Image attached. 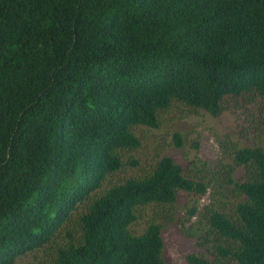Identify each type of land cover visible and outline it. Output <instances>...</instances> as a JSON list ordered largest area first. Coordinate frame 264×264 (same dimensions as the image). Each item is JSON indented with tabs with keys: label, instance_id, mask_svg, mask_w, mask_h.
<instances>
[{
	"label": "trees",
	"instance_id": "trees-1",
	"mask_svg": "<svg viewBox=\"0 0 264 264\" xmlns=\"http://www.w3.org/2000/svg\"><path fill=\"white\" fill-rule=\"evenodd\" d=\"M257 97L264 0H0V264H167L162 224L134 225L147 209L170 218L179 192L203 196L212 179L238 202L208 210L220 242L188 264H264V144L229 139L232 162L194 177L164 157L98 194L138 128L174 105L218 117Z\"/></svg>",
	"mask_w": 264,
	"mask_h": 264
},
{
	"label": "rangeland",
	"instance_id": "rangeland-1",
	"mask_svg": "<svg viewBox=\"0 0 264 264\" xmlns=\"http://www.w3.org/2000/svg\"><path fill=\"white\" fill-rule=\"evenodd\" d=\"M226 107L218 117H214L203 110L192 113L180 105H174L161 115L159 128H138L136 133L141 141L140 148L127 154L126 166L109 177L98 194L128 178L147 175L156 162L164 157L172 158L188 177H194L202 175L204 163L218 166L232 162L225 146L229 139L240 147L264 144L259 125L255 127L251 123L264 110V98L235 100ZM175 134L182 137L181 147L176 144ZM243 175V169H237L235 180H243ZM211 182L212 185L203 196L179 192L170 218H155L159 216L147 209L134 225L133 231L142 233L150 221L162 224L165 243L163 258L167 264H188L187 257L190 254L210 259L214 257L215 246L220 241L209 233L208 210L229 213L238 201L223 179H212ZM194 210L195 215L192 214ZM36 258L29 255L20 258L16 264H39L40 260Z\"/></svg>",
	"mask_w": 264,
	"mask_h": 264
}]
</instances>
